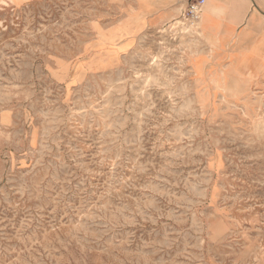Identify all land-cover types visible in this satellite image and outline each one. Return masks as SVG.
I'll list each match as a JSON object with an SVG mask.
<instances>
[{
	"label": "rangeland",
	"instance_id": "374dc122",
	"mask_svg": "<svg viewBox=\"0 0 264 264\" xmlns=\"http://www.w3.org/2000/svg\"><path fill=\"white\" fill-rule=\"evenodd\" d=\"M179 2L0 0V264L264 261V46Z\"/></svg>",
	"mask_w": 264,
	"mask_h": 264
},
{
	"label": "crops",
	"instance_id": "0c3cea01",
	"mask_svg": "<svg viewBox=\"0 0 264 264\" xmlns=\"http://www.w3.org/2000/svg\"><path fill=\"white\" fill-rule=\"evenodd\" d=\"M179 1L137 0V5L143 14L158 13ZM207 4L202 16L203 33L211 39L216 36L219 49L227 48L225 44L231 42L242 48L253 41L264 46V0H208ZM129 44L127 37L121 40L119 46L124 49Z\"/></svg>",
	"mask_w": 264,
	"mask_h": 264
},
{
	"label": "built area",
	"instance_id": "2783aa9c",
	"mask_svg": "<svg viewBox=\"0 0 264 264\" xmlns=\"http://www.w3.org/2000/svg\"><path fill=\"white\" fill-rule=\"evenodd\" d=\"M206 0H181L179 13L173 21L166 24V34L177 36L198 35L200 20Z\"/></svg>",
	"mask_w": 264,
	"mask_h": 264
},
{
	"label": "bare ground",
	"instance_id": "6f19581e",
	"mask_svg": "<svg viewBox=\"0 0 264 264\" xmlns=\"http://www.w3.org/2000/svg\"><path fill=\"white\" fill-rule=\"evenodd\" d=\"M206 6V5H205ZM205 8V7H204ZM204 11V10H203ZM202 16H203V14H202ZM201 19H202V17H201ZM202 25V24H201Z\"/></svg>",
	"mask_w": 264,
	"mask_h": 264
}]
</instances>
